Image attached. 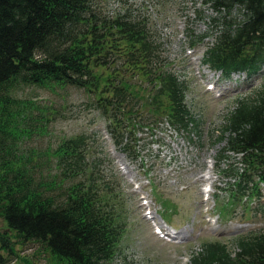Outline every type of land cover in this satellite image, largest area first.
<instances>
[{
	"label": "trees",
	"instance_id": "16d2710c",
	"mask_svg": "<svg viewBox=\"0 0 264 264\" xmlns=\"http://www.w3.org/2000/svg\"><path fill=\"white\" fill-rule=\"evenodd\" d=\"M205 1L221 15L210 18L216 28L203 62L225 77L259 73L264 0ZM97 3L0 0V220L6 227L0 225V264H10L18 256L16 244L29 241L43 244L63 264H108L124 233L116 184L89 159L90 135L43 149L31 145L50 133L57 112L24 94L27 88L85 90L116 146L130 157L144 105L134 87L148 89L157 115L176 127L194 122L185 83L163 59L150 22L129 11L105 15ZM235 8L243 11L238 21L230 17ZM226 129L220 152L240 156L242 164L227 170L236 179L230 197H263L264 83L253 98L238 100ZM234 246L206 241L192 251L191 264H264V230L237 236Z\"/></svg>",
	"mask_w": 264,
	"mask_h": 264
},
{
	"label": "rangeland",
	"instance_id": "374dc122",
	"mask_svg": "<svg viewBox=\"0 0 264 264\" xmlns=\"http://www.w3.org/2000/svg\"><path fill=\"white\" fill-rule=\"evenodd\" d=\"M97 5L105 15L129 11L150 22L163 59L185 83L194 122L187 129L176 127L165 114L157 115L148 89L134 87L144 107L130 157L116 146L92 95L72 86L55 91L33 87L24 94L48 102L57 113L50 133L31 145L43 149L62 138L90 135L89 159L116 184L121 202L124 233L108 264H191L192 251L206 241L219 240L234 250L237 236L264 230V183L263 197L237 196L233 201L236 179L227 177V170L241 168L240 156L223 157L220 151L227 145V114L238 100L253 98L262 88L264 67L256 75L225 77L204 64L216 28L210 18L221 15L205 0H98ZM230 17L238 21L243 11L235 8ZM155 224L163 225L165 237ZM0 225L6 228L1 220ZM16 248L18 256L12 255L10 264H63L39 242Z\"/></svg>",
	"mask_w": 264,
	"mask_h": 264
},
{
	"label": "bare ground",
	"instance_id": "6f19581e",
	"mask_svg": "<svg viewBox=\"0 0 264 264\" xmlns=\"http://www.w3.org/2000/svg\"><path fill=\"white\" fill-rule=\"evenodd\" d=\"M160 227H163V225H161V224H155V228L156 229H159Z\"/></svg>",
	"mask_w": 264,
	"mask_h": 264
}]
</instances>
